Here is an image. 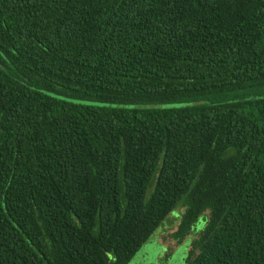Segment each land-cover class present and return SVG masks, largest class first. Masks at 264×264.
<instances>
[{"label": "trees", "instance_id": "trees-1", "mask_svg": "<svg viewBox=\"0 0 264 264\" xmlns=\"http://www.w3.org/2000/svg\"><path fill=\"white\" fill-rule=\"evenodd\" d=\"M178 207L186 264H264V0H0V264H129Z\"/></svg>", "mask_w": 264, "mask_h": 264}, {"label": "rangeland", "instance_id": "rangeland-1", "mask_svg": "<svg viewBox=\"0 0 264 264\" xmlns=\"http://www.w3.org/2000/svg\"><path fill=\"white\" fill-rule=\"evenodd\" d=\"M183 213L184 209L182 207H178L171 213L162 226L156 230L147 243L141 248L137 256L131 260L130 264H186L188 255L186 260H183L184 255L180 256L179 261L175 257L178 252L183 249L182 247L186 246L189 240L191 241L190 237L181 245L177 244L176 241L171 238L172 233L181 223ZM203 220L204 219L200 220L196 226L197 233L205 226ZM187 253H189V250Z\"/></svg>", "mask_w": 264, "mask_h": 264}, {"label": "water", "instance_id": "water-1", "mask_svg": "<svg viewBox=\"0 0 264 264\" xmlns=\"http://www.w3.org/2000/svg\"><path fill=\"white\" fill-rule=\"evenodd\" d=\"M190 243H191V241L189 240L188 241V243H187V245L186 246H183L182 248L183 249H181L179 252H178V254L176 255V259L179 261L180 260V256H182V255H184L183 257H184V259L183 260H186V257H187V255H188V253H187V251L189 250V246H190ZM139 253V251L137 252V254ZM137 254L135 255V256H137ZM130 264V263H129Z\"/></svg>", "mask_w": 264, "mask_h": 264}]
</instances>
